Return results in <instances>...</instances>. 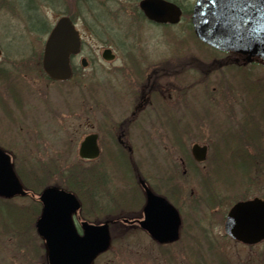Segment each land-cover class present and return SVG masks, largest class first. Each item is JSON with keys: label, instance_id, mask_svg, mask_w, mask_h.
<instances>
[{"label": "flooded vegetation", "instance_id": "af4514ba", "mask_svg": "<svg viewBox=\"0 0 264 264\" xmlns=\"http://www.w3.org/2000/svg\"><path fill=\"white\" fill-rule=\"evenodd\" d=\"M8 1L0 0V9ZM31 1L30 9L39 16L41 0ZM95 1L99 2L95 33L88 27L87 15L91 20L93 18L84 0L76 1V11L68 15H60L47 30L49 32L60 17L66 16L79 33V52L69 57L71 76L68 80L53 81L46 76L42 68L43 48L37 57L34 56L36 52L32 53V56L48 80L66 83L94 61L93 54L89 52V48H86L88 38L110 42L108 46L101 47L97 58L100 69L98 68L95 87L92 85L96 88V94L86 90L85 97L79 105L85 116L91 115L95 120L96 131L89 132L84 137L94 135L98 149L95 159L82 160L89 163L87 169L93 167L97 169L99 184L110 185L113 179L111 175L114 173L112 170H119L116 160L122 159L127 163L128 169V179L121 181L122 186L123 184L124 187L131 186L138 197L133 210L130 204V206H121L120 203L123 204V202L116 199L119 202L117 206L125 209L116 212L108 211L107 219L97 224L107 221L110 239L112 238L111 229L114 225L118 226L121 221L143 233L149 240L146 247L147 264H264V237L257 238L250 235L255 232L258 235L260 229L256 230L253 227L251 231L246 229L247 232L244 230L243 233L237 231L239 236L243 235V237H237L231 233L236 231L227 227L229 212L236 203L256 199L264 201V181L259 179L251 181L243 178L242 181L245 183L243 182L240 186L242 195L253 187H255L253 189L255 194H247L234 202L230 201L236 199L237 196L229 198V195H226L227 186L214 190L206 185L207 182L203 178L216 164L213 154L217 148L216 146L211 148L207 144L193 143L188 152H184L181 140L185 136L187 121L194 118L195 123L200 122L202 116L185 114L186 101L183 98L173 99L172 97L171 93L175 90L177 97H181V90L184 96V89L180 88L177 83L168 84L169 77L173 75L174 79L184 88L180 70L170 65L175 62L174 57L165 56L164 53V56H161V53L153 55L146 45L144 47L140 44L146 42L144 36L146 28L142 26L143 22L174 26L182 20L184 9L174 2L180 9V19L175 24H169L148 20L136 0ZM189 12V28L194 35L191 9ZM81 19L91 34L83 35ZM115 34L119 35L118 41L112 39ZM30 35L35 36V34ZM111 44L118 50H114ZM226 54H236L242 57L245 63L251 60L248 59L246 53L226 52ZM256 58L264 66L262 57L257 55ZM1 69L4 67L0 66ZM7 88L11 90V97L16 101L17 106H20L16 96L12 93V86L7 85ZM0 105L3 106L2 103ZM250 116L251 114L242 116L243 122H247ZM253 116L255 117V115L251 117ZM227 118L232 120L231 116ZM15 121L14 119L9 120L12 125ZM263 123L261 122L260 128ZM244 130L241 142L242 154H258V159L251 157L252 162L245 166L251 168L253 173H262L264 172V160L261 156L264 154V147H261L260 141H255L254 137L249 139L248 129ZM8 135L6 140L11 146H0V164L6 176L4 182L7 185L4 194L0 195V264H48L46 244L37 230V222L42 215L43 208L40 197L47 187H57L69 192L71 190L61 187L58 183L44 184V179L42 180L40 174L39 157L31 153L29 148H25V137L17 134L18 137L14 138L12 132H8ZM226 136L227 134L219 136L218 141H222L225 145ZM161 138L170 139L168 140L170 149H166L161 157H157L154 153V146L155 143L160 142ZM195 145L200 150L203 149L202 159H197L193 153ZM210 149L212 156L209 159ZM206 163V172L200 174L199 165ZM188 174L193 177L189 192L185 191L183 179ZM244 174L248 177L250 172L246 171ZM146 191L158 199V211L155 216L164 218L156 222V229L164 230L168 233L166 238L171 237V239L160 241V238L152 235V226L148 225L150 228L147 229L140 226V221L144 219L143 207L147 200ZM86 193L91 204H95L94 195L90 194L91 190L86 189ZM76 198L80 207L72 215V221L76 231L82 234L81 222L87 221L88 211H83L82 202L77 196ZM112 205L116 206V204ZM112 205L110 210L114 208ZM131 213L133 216L128 217ZM261 231L263 232V229ZM103 253L98 254L92 264Z\"/></svg>", "mask_w": 264, "mask_h": 264}, {"label": "rangeland", "instance_id": "374dc122", "mask_svg": "<svg viewBox=\"0 0 264 264\" xmlns=\"http://www.w3.org/2000/svg\"><path fill=\"white\" fill-rule=\"evenodd\" d=\"M76 1L79 2V0H41L39 16L30 9L31 0H9L0 9V66L4 67L0 71L7 73V77L0 80L2 100L0 103L3 104L0 105V146H11L6 140L8 132H12L14 138L18 137L17 134L25 137V148H29L31 153L39 157L40 174L44 184L58 183L61 187L64 184L62 172H69L66 168H72V165L76 164L87 171L89 163L78 157V147L84 135L96 131V124L91 115L87 117L82 113L79 105L85 97L86 90L96 94L94 83L97 81L98 68L100 69L97 58L101 47L108 46L110 42L88 38L86 48H89V52L93 54L94 61L66 83L48 80L40 65L33 60L32 53L36 52L35 57L39 55L46 37L47 25L52 26L62 14L74 13ZM174 1L184 9L180 23L171 26L143 22L142 26L146 28L144 30L146 42L140 44L144 47L146 45L153 55L161 53V56L165 54L174 57L175 62L170 65L180 70L184 88L173 75L169 77L168 84L177 83L184 89V96L181 90V97H177L175 90L171 93L172 97L183 98L186 101L185 114L202 116L200 122L195 123L194 118L187 121L185 136L181 140L184 152L187 153L193 143L207 144L211 148L216 146L217 150L213 154L216 164L203 178L207 182L206 185L214 190L227 186L226 195L228 194L229 198L237 196L230 202L241 199L247 194L254 195L255 187L249 188V191L242 195L240 186L245 183L242 179L264 181L262 171L264 168L261 170L262 173H253L252 169L246 167L242 156V139L241 137L232 139V137L236 138L238 130L250 126L244 125L242 116L250 113L252 116L256 112L264 116V66L257 58L245 63L244 59L236 54L229 55L226 52L213 50L199 42L192 34L188 21L189 10L195 0ZM94 6L99 7V2H94ZM80 23L83 27L82 29L79 24L83 35L91 34L85 28L82 19ZM118 36L115 34L112 39L118 41ZM110 46L118 50L114 45ZM240 69L245 70L249 76H244L245 78L240 76L242 72ZM247 79L249 83L245 86ZM7 85L12 86V93L20 106H17L16 101L12 99L11 90ZM86 87L88 89H85ZM253 92L258 93L259 96H254ZM255 105L260 107L251 108ZM230 116L232 120L227 118ZM12 119L16 120L13 125L9 122ZM223 134H227L225 145L222 141H218L219 136ZM258 135L262 138L258 140L259 145L264 147V123ZM220 139L222 140L221 137ZM168 140L170 141L169 138ZM168 140L161 138L160 142L155 143L154 153L157 157H161L166 149H170ZM248 155L258 159L256 153ZM211 156L210 149L209 159ZM116 164L119 170H112L114 173L111 175L113 179L110 185L99 184L97 180L91 182L93 188L90 194L94 195L95 204H91V200L83 195L82 209L88 211L86 220L90 223H100L107 219L108 211L116 212L122 209L117 206L119 202L116 199L123 202L120 203L121 206L131 205L132 210L137 204V193L129 185L122 186L121 182L123 179H128L127 163L117 159ZM206 165L207 163L199 165L200 174L206 172ZM246 171L250 172L248 177L244 176ZM183 179L185 191L189 192L193 177L188 174ZM109 200L112 202L110 203ZM111 205L114 207L112 210L109 209L112 208ZM132 216L131 213L128 217ZM111 237L109 248L94 264H147L146 247L149 240L143 233L121 221L118 226L114 225L111 229Z\"/></svg>", "mask_w": 264, "mask_h": 264}, {"label": "water", "instance_id": "95a60500", "mask_svg": "<svg viewBox=\"0 0 264 264\" xmlns=\"http://www.w3.org/2000/svg\"><path fill=\"white\" fill-rule=\"evenodd\" d=\"M139 8L149 20L158 23L175 24L180 18L179 7L166 0H141ZM223 8L224 5L214 0H195L191 16L195 35L215 49L246 53L249 60L260 55L264 62V24L261 23L262 5L259 0H242L238 3L233 13L235 19L220 18L219 13ZM79 47V33L73 23L66 16L60 17L44 42L42 68L45 74L52 80L69 79V57L77 54ZM94 137L88 135L82 140L78 150L80 158L97 157ZM193 153L197 159H202L203 149L200 150L195 145ZM1 166L0 164V195H3L7 185ZM146 192L144 219L140 221V226L143 229L150 228L148 225L152 226V235L160 238V241L171 239L166 238L167 232L156 229V222L164 218L155 216L158 199ZM40 199L43 208L37 230L46 244L48 264H92L98 254L108 249L110 233L107 222L96 225L82 221V234L76 231L72 215L77 212L80 203L72 192L47 187ZM227 227L235 230L236 232H230L237 237H243L238 232L243 233L245 229L251 231L253 227L256 230L259 228L258 235L257 232L250 235L264 237V201L256 199L236 203L229 212Z\"/></svg>", "mask_w": 264, "mask_h": 264}, {"label": "trees", "instance_id": "16d2710c", "mask_svg": "<svg viewBox=\"0 0 264 264\" xmlns=\"http://www.w3.org/2000/svg\"><path fill=\"white\" fill-rule=\"evenodd\" d=\"M84 2L87 4L88 10L89 12L92 14V20L90 18L89 15H87V19H88V27L93 29V32L95 33L96 31V22L98 20V10L99 7L94 6V0H84ZM94 8V9H92ZM92 22H91V21ZM49 26H47V30H48ZM31 31H33L32 29H30ZM242 72H240V76L244 77V76H249L247 72H245V70L240 69ZM7 77V73L5 71H0V80ZM246 77V78H247ZM245 78V77H244ZM248 79L245 83V86H247ZM246 89H248L247 87H245ZM254 96H259L258 93L253 92ZM254 98H258V97H254ZM260 106L255 105V106H251V108L256 109ZM251 114V113H250ZM260 121V122H259ZM261 122H264V116L262 114H259L256 112L255 113V117H251L250 119L247 120V122H243L244 125L245 124H249L250 126L247 128L248 129V133H249V139H251L252 137H254L255 141H258L261 137L258 135L260 132V125ZM252 127V128H251ZM245 130H238L237 132V137L233 139H238L239 137H241V142L243 141V132ZM241 134V135H240ZM243 159L245 161V165H247L249 162L251 163V157L250 155L247 154H242ZM262 157L264 158V154L262 155ZM251 169V168H250ZM87 171H85L81 166L78 165H72V168L68 169L67 172L68 173H64L62 172L63 178H64V184L62 185L64 188H67L68 190H71L78 198L79 200L83 203V195L86 197V189L91 190L92 184L91 182H93V180H97L99 179V173L97 171V169L95 167L93 168H89L86 169ZM243 171V170H242ZM87 179V180H86ZM93 199V198H91Z\"/></svg>", "mask_w": 264, "mask_h": 264}, {"label": "snow or ice", "instance_id": "6c2138e0", "mask_svg": "<svg viewBox=\"0 0 264 264\" xmlns=\"http://www.w3.org/2000/svg\"><path fill=\"white\" fill-rule=\"evenodd\" d=\"M214 2L221 3L224 5L223 11L219 13L220 18L230 17L235 19V15H233L234 10H236L237 4L242 2V0H214ZM251 2V0H249ZM262 5L261 8V23L264 24V0H259Z\"/></svg>", "mask_w": 264, "mask_h": 264}]
</instances>
